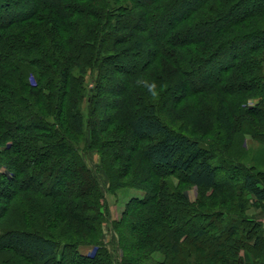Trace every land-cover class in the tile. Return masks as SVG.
I'll use <instances>...</instances> for the list:
<instances>
[{
	"label": "trees",
	"instance_id": "obj_1",
	"mask_svg": "<svg viewBox=\"0 0 264 264\" xmlns=\"http://www.w3.org/2000/svg\"><path fill=\"white\" fill-rule=\"evenodd\" d=\"M184 132L264 149V0H0V264H264V171Z\"/></svg>",
	"mask_w": 264,
	"mask_h": 264
},
{
	"label": "rangeland",
	"instance_id": "obj_2",
	"mask_svg": "<svg viewBox=\"0 0 264 264\" xmlns=\"http://www.w3.org/2000/svg\"><path fill=\"white\" fill-rule=\"evenodd\" d=\"M95 76V73L93 72H88L84 78V84L86 88L92 87V79ZM118 79V78H117ZM115 78V80L117 81ZM107 86V85H106ZM112 88L110 85L108 86ZM116 88V86H114ZM207 98H213V96H208ZM108 100V97L104 95L103 102L99 105L97 111V117L96 120H102L100 118L102 113H106V106H104L103 103H106ZM212 102V101H211ZM190 106V103L184 101L183 107L184 113H176L177 111H174L173 113L170 112V114H166L170 119L172 118L175 122H180L183 118V114L187 117V125H191L192 128L194 125L198 122H201L202 117L198 116L196 114V111L193 110L192 108H188ZM167 111V110H163ZM105 116V115H103ZM173 121V122H174ZM117 127H120V125H117ZM195 128V127H194ZM114 132H111V136H113ZM187 135H190L195 138L197 137L200 140L206 141V142H214L217 140L221 143H224L229 147L230 152H235L237 157L242 158L243 161L245 162H251L252 164H255L259 169L264 171V149L261 147V145L257 144L256 142H251L247 141V144L245 141L242 140L240 133H235L234 132V140L231 141L229 137H227L228 134L225 132H184ZM231 133V132H230ZM123 134V133H121ZM218 134V135H217ZM205 135V136H204ZM240 148L243 149L244 152L240 150ZM108 154V153H107ZM81 157L83 161L85 162L86 166L94 172L96 175L98 182L100 184V187L105 195V200L108 205V210H109V220H117L119 221L122 218L123 213L125 212L126 204L127 202L134 197H142V192L137 191L133 188H121L118 189L115 193H110L107 192L108 188V183H107V178L103 170L101 169V160H100V155L96 150H93L91 152L83 153L81 154ZM130 178V177H129ZM129 178H126V180H129ZM170 183L175 187H178V179L175 176H170L167 178ZM136 181V182H135ZM131 182H135V184H139L138 179H132ZM180 189L185 193V196L190 202H194L197 198H200V190H198L195 187L192 186H187V185H182ZM203 195V194H202ZM250 212H253L254 215L261 221L264 222V213L256 211V210H251ZM103 240L104 243H107L108 249L110 250L111 253L112 251L115 250V242H116V237L112 231H108L107 227L104 226V233H103ZM85 252V251H84ZM115 253L118 255L119 253L115 251ZM114 254V253H113ZM242 254V252L240 253ZM13 264H17V260H12L10 259Z\"/></svg>",
	"mask_w": 264,
	"mask_h": 264
}]
</instances>
